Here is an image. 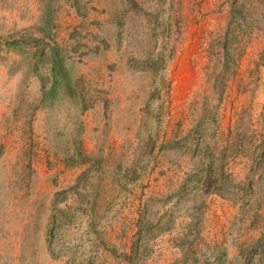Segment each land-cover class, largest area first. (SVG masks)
<instances>
[{
    "label": "rangeland",
    "instance_id": "obj_1",
    "mask_svg": "<svg viewBox=\"0 0 264 264\" xmlns=\"http://www.w3.org/2000/svg\"><path fill=\"white\" fill-rule=\"evenodd\" d=\"M0 264H264V0H0Z\"/></svg>",
    "mask_w": 264,
    "mask_h": 264
}]
</instances>
